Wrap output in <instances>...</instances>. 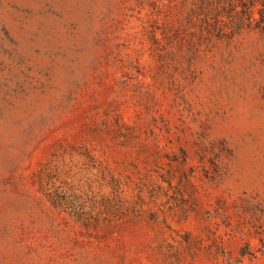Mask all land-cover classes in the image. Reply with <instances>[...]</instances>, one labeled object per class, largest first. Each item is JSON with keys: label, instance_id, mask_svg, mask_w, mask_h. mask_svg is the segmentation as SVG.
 <instances>
[{"label": "rangeland", "instance_id": "rangeland-1", "mask_svg": "<svg viewBox=\"0 0 264 264\" xmlns=\"http://www.w3.org/2000/svg\"><path fill=\"white\" fill-rule=\"evenodd\" d=\"M0 264H264V0H0Z\"/></svg>", "mask_w": 264, "mask_h": 264}]
</instances>
